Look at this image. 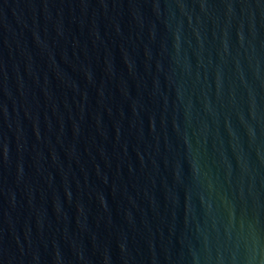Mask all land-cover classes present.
<instances>
[{
  "label": "water",
  "instance_id": "obj_1",
  "mask_svg": "<svg viewBox=\"0 0 264 264\" xmlns=\"http://www.w3.org/2000/svg\"><path fill=\"white\" fill-rule=\"evenodd\" d=\"M0 264H264V0H0Z\"/></svg>",
  "mask_w": 264,
  "mask_h": 264
}]
</instances>
